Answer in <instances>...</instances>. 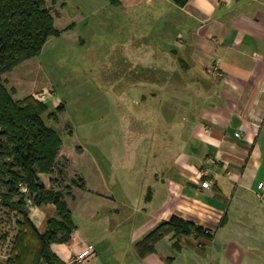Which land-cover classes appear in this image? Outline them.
<instances>
[{"label": "rangeland", "instance_id": "1", "mask_svg": "<svg viewBox=\"0 0 264 264\" xmlns=\"http://www.w3.org/2000/svg\"><path fill=\"white\" fill-rule=\"evenodd\" d=\"M90 1L83 11L77 9L83 0H46L59 35L39 57L3 75L15 100L30 98L47 108L42 118L63 140L59 166L50 175L56 182L48 181V189L65 194L79 226L92 225L102 238L100 252L106 262L169 264L168 257L176 256L180 262L173 264H220L212 246L201 251L202 259L197 249L188 256L160 246L158 254L145 261L131 247L129 225L112 234L116 226L110 222V209L146 207L152 183L147 175L169 169L180 151L182 119L205 81L187 70L185 62L182 67L180 51L186 37L175 10L155 16L143 5L132 15L133 35H120L115 26L124 14L104 2ZM146 2L152 5L153 0ZM125 41L126 47L116 45ZM82 179L93 198L80 193L87 190L81 189ZM22 190L27 193L25 187ZM50 208L29 203L27 209H33L30 218L39 222ZM89 209L97 215L92 221ZM247 210L251 213L246 216L231 213L228 234L248 238L242 245L248 254L245 264H264V223L258 220L263 212ZM55 219L62 221L57 215ZM41 251L30 221L0 200V264H37ZM191 256L195 263L192 258L189 262Z\"/></svg>", "mask_w": 264, "mask_h": 264}, {"label": "crops", "instance_id": "2", "mask_svg": "<svg viewBox=\"0 0 264 264\" xmlns=\"http://www.w3.org/2000/svg\"><path fill=\"white\" fill-rule=\"evenodd\" d=\"M98 1L118 10L128 20L117 21L115 29L120 35L123 32L133 35L132 15L143 5L146 13L155 16L169 8L175 10L182 19L181 30L186 37L180 51L184 56L181 60L187 70L198 73L205 81L201 93L194 103H190L182 119L180 151L169 169L147 175L152 183L146 207L110 209V222L116 226L112 234L129 225L133 232L130 244L136 250L151 233L178 217L203 227L213 236L199 239L182 236L176 240V245L173 235H168L157 244L156 254L160 246L176 249L180 255L185 252L188 256L194 252L191 250L197 249L202 259L201 251L212 246L220 264L224 261L245 264L248 254L242 245L248 238L243 240L240 235L231 238L228 228L232 223L231 213L246 216L251 213L247 209H258L259 214L263 212L258 220L264 223V198L258 196L257 190L264 181V0H186L181 7L174 0H153L152 5L146 0ZM90 2L83 0L77 9L84 11ZM126 42L116 45L126 47ZM215 67L220 70V76L210 74ZM237 134L241 136L237 137ZM40 178L47 188V182L53 180L50 175ZM205 183L211 186L204 188ZM86 187L87 190L80 193H90L93 198L94 192L87 183ZM112 204L116 205L115 202ZM32 210L28 209L30 225L38 235H44L48 229L44 219L47 222L54 218L56 208L45 209L39 222L30 218ZM89 210L92 221L97 215L93 209ZM123 214L131 216L124 218ZM225 217L229 220L224 225ZM75 225L76 230L68 244L51 245L61 264H70L74 256L86 251L91 253L83 264H117L102 259V238L93 231L92 225L83 228L76 222ZM219 237L222 243H218ZM56 247L62 249L57 251ZM156 254L147 256L145 261ZM191 258L195 263L193 256L188 258L189 262ZM167 261L169 264L180 262L176 256L168 257ZM37 264H45L42 256Z\"/></svg>", "mask_w": 264, "mask_h": 264}, {"label": "trees", "instance_id": "3", "mask_svg": "<svg viewBox=\"0 0 264 264\" xmlns=\"http://www.w3.org/2000/svg\"><path fill=\"white\" fill-rule=\"evenodd\" d=\"M174 2L181 7L186 0ZM58 35L46 0H0V200L28 221L29 203L40 208L55 206L56 215L62 221L55 217L49 219L44 235H38L33 229L41 243L40 257L45 264H61L51 245L68 244L76 230L65 194L48 189L40 178L55 173L64 143L61 136L45 124L42 117L47 112L46 107L30 98L23 102L15 100V92L6 88L3 75L39 57L49 40ZM180 61L184 67V61ZM81 182V189L85 190L84 180ZM23 187L27 193L23 192ZM168 235H173L175 241L182 236L198 239L213 236L203 227L174 217L137 245L138 257L156 254L157 244Z\"/></svg>", "mask_w": 264, "mask_h": 264}, {"label": "built area", "instance_id": "4", "mask_svg": "<svg viewBox=\"0 0 264 264\" xmlns=\"http://www.w3.org/2000/svg\"><path fill=\"white\" fill-rule=\"evenodd\" d=\"M149 3L152 2V0H148ZM210 74H212L213 76H220L221 73H220V70L215 67L213 69L210 70ZM237 137H240L241 135L240 134H237L236 135ZM211 185L208 184V183H205L203 185L204 188H209ZM257 190H258V196L260 198H264V181L261 182L258 187H257ZM90 251H86L85 253L79 255V256H74L71 261H70V264H83L85 258H87L88 256H90Z\"/></svg>", "mask_w": 264, "mask_h": 264}]
</instances>
